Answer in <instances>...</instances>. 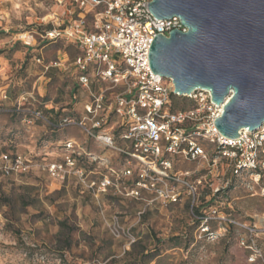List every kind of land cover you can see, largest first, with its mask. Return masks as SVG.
<instances>
[{
  "label": "built area",
  "instance_id": "built-area-1",
  "mask_svg": "<svg viewBox=\"0 0 264 264\" xmlns=\"http://www.w3.org/2000/svg\"><path fill=\"white\" fill-rule=\"evenodd\" d=\"M3 1L16 0H0V30L9 32L4 23L10 13L3 9ZM51 1L59 9H71L63 14L54 10L39 19L36 28L18 34L16 40L29 48L38 46V41H65L80 51L71 66L78 73L79 85L89 94L86 115L81 121L66 119L55 128L77 127L103 151L117 152L121 158L114 163L107 153H91L77 140L68 139L46 145L37 153V157H46L51 147L61 152L60 160L50 163L20 154L14 159L0 155L2 175L8 178L36 169L61 184L76 181L96 199L113 193L144 200L149 194L154 198L151 202L169 206L182 203L188 196L194 216L201 197L206 196L215 204L196 217L201 222L197 240L215 243L226 236L228 226L240 227L248 232L247 239L238 242L247 252L248 262L262 261L264 255L257 242L261 229L235 221L225 207L233 211L230 193L239 189L264 199V125L254 132L243 129L236 139L223 136L215 126L223 109L213 102L209 91L180 97L173 81L155 74L150 66L154 39L160 34L169 37L176 29L187 33L183 20L155 18L149 9L153 0H71L69 5L66 0ZM64 57L45 70L53 66L65 69L70 60L66 54ZM37 63L42 64V60L37 59ZM100 83H109L111 90L118 88V94L110 98L107 91H97ZM172 97L186 99L193 106L174 110ZM30 98L35 99L28 94L21 101ZM32 114L44 119L38 111ZM112 116L117 120L116 132L121 131V147L115 135L104 130ZM201 141L211 144L213 150L209 152ZM81 161L87 169L79 167ZM180 161L207 165L205 174L177 173L175 167ZM95 169L100 177L90 179ZM214 224L220 229L213 230Z\"/></svg>",
  "mask_w": 264,
  "mask_h": 264
},
{
  "label": "rangeland",
  "instance_id": "rangeland-1",
  "mask_svg": "<svg viewBox=\"0 0 264 264\" xmlns=\"http://www.w3.org/2000/svg\"><path fill=\"white\" fill-rule=\"evenodd\" d=\"M70 9H59L51 0H16L12 9L5 7L10 14L4 23L9 32L0 34V140L7 138L10 130L19 133L16 151L20 155L33 158L43 150V141L89 139L77 127L57 131L50 122V111L57 109L65 115L72 103L76 75L71 64L79 51L65 41H38L35 50L29 52L16 40L18 34L36 28L38 20L54 10L62 14ZM65 54L70 60L65 69L53 66L45 70V66L64 59ZM36 59H41L42 64ZM100 90L107 91L110 98L119 92L118 88L111 90L109 83L97 84V91ZM5 93L7 100H3ZM28 94L35 99L21 101ZM82 105H75L80 113ZM191 106L186 99L172 97L174 110ZM18 108L27 116L13 117V109ZM37 111L43 112L44 119L30 117ZM106 126V132L115 135L117 146L124 145L116 136V118L112 116ZM201 144L209 152L213 150L208 142ZM90 147L101 154V145L92 138ZM48 152L60 160L61 152L56 153L52 147ZM105 153L114 163L121 158L117 152ZM206 169L205 164L182 161L175 167L177 173L205 174ZM33 172L34 176L25 178H6L0 172V264H143L144 248L148 250L145 255L164 250L160 262L152 264H250L247 252L238 245L248 237V232L240 227L229 229L215 243L197 240L198 226L192 213V198L188 196L182 203L169 206L151 202L154 198L149 194L144 195V200L113 193L96 199L91 192L90 196L78 194L76 181L61 184L48 175L39 176L36 169ZM99 177L95 169L89 178ZM230 208L232 219L261 229L257 242L264 255V199L239 189L230 196ZM212 227L220 229L216 224ZM174 237H181L183 245L191 244L189 250L167 251V241ZM158 241L164 245H158ZM133 245L137 246L134 251ZM257 264H264V259Z\"/></svg>",
  "mask_w": 264,
  "mask_h": 264
},
{
  "label": "water",
  "instance_id": "water-1",
  "mask_svg": "<svg viewBox=\"0 0 264 264\" xmlns=\"http://www.w3.org/2000/svg\"><path fill=\"white\" fill-rule=\"evenodd\" d=\"M159 20L180 17L188 29L158 35L152 71L172 80L180 97L209 91L223 108L217 130L236 139L264 125V0H153Z\"/></svg>",
  "mask_w": 264,
  "mask_h": 264
},
{
  "label": "trees",
  "instance_id": "trees-1",
  "mask_svg": "<svg viewBox=\"0 0 264 264\" xmlns=\"http://www.w3.org/2000/svg\"><path fill=\"white\" fill-rule=\"evenodd\" d=\"M5 31H3V30H0V34H2V33H4ZM45 44H48V43H45ZM74 46V45H73ZM37 47V46H36ZM36 47H34V48H29V47H26V49L30 52V51H34L35 50V48ZM74 47H76V46H74ZM76 49L78 50V48L76 47ZM79 51V50H78ZM2 53H0V55H1ZM79 54H80V51H79ZM78 54V55H79ZM77 55V56H78ZM36 61H37V59H36ZM74 69V68H73ZM74 74L76 75V83H75V87H74V89L71 91V98H72V103L70 104V105H68V107H67V109L65 110V111H67V113L64 115V114H61L59 111H50V112H52V113H50L51 114V119H50V122H51V125H52V127L55 129V130H57V131H63L64 129H57V128H55V126H58V125H60L64 120H66V119H72V120H77V121H81L84 117H85V115H86V113H85V111H84V106H85V104H86V102L88 101V98H89V94L86 92V91H84L82 88H81V86L79 85V83H78V73H77V71H76V69H74ZM93 88H95L96 89V87L93 85ZM4 95H6L7 96V99H8V95L5 93ZM6 99V100H7ZM1 101L0 102H2V99H0ZM4 100V99H3ZM77 103H83V109H82V112L80 113V112H78V110L79 109H77V108H75V105L77 104ZM3 107V105H1L0 104V108H2ZM81 110V109H80ZM13 114H12V116L13 117H18V116H27V114H24V113H22L21 111L19 112V111H17V109H13ZM38 112H40V113H42V115H43V112L42 111H38ZM54 112H55V116L53 115L54 114ZM30 117H32V118H35V119H37L33 114L32 115H30ZM37 120H41V119H37ZM69 128H72V127H69ZM79 129V128H78ZM107 129V126L105 127V129L104 130H106ZM79 130H81V129H79ZM120 134H121V131H117L116 132V136L117 137H120ZM6 135H7V138H5V139H3L1 142V144H2V146H3V149H2V153L0 154V155H8L10 158H12V159H14L17 155H19V153L16 151V146H17V140H18V137H19V133H16V132H13V131H9L8 133H6ZM3 136H5V134L3 135ZM89 139H88V146H89V144H90V142H91V138L90 137H88ZM67 140V139H66ZM59 141H62V140H54V141H52V140H49V141H43V142H41L40 143V147H44V146H46V145H52V144H56L57 142H59ZM87 149L91 152V153H94L91 149H90V147H87ZM33 160H35V161H40V162H43V163H50V162H54L56 159L53 157V156H51V155H48V156H46V157H37V153H36V155H34L33 156V158H32ZM79 167L80 168H85V169H87L88 167L86 166V165H84V163H82V161L81 162H79ZM39 173V172H38ZM2 174V173H1ZM40 175L39 176H42V175H47V174H45V173H39ZM15 176V175H14ZM31 176H34V172L32 171V172H30V173H22V174H19L18 175V177H23V178H25V177H31ZM13 177V176H12ZM9 178V177H8ZM76 191H77V193L78 194H80V195H82V194H86V195H88V196H90L91 195V193L89 192V191H86L82 186H80V185H76V189H75ZM232 189H229V191H231ZM232 193H234V192H232ZM232 193H230V195L232 194ZM208 195V194H207ZM215 203H214V200L213 199H211V200H207L206 199V196H203V197H201V199H200V207L198 208V209H196L195 210V216H194V218H195V220H196V223H197V226H198V228H199V226H200V224H201V222H200V220L199 219H197L196 217H201V216H203V214H204V212L205 211H208V209L212 206V205H214ZM225 210H226V212L227 213H229L230 214V212H232V210H230L228 207H225ZM63 225V224H62ZM212 226H214V225H212ZM231 228H235L234 226H228L227 227V229L229 230V229H231ZM212 229H213V227H212ZM214 230V229H213ZM163 243L161 242V241H158V245H162ZM164 245V244H163ZM167 245H170L169 247H167V251H169V250H172V249H181V250H184V251H188L189 250V248H190V245L191 244H187V245H183V242H182V239H181V237H174L173 239H169L168 241H167ZM69 246H70V244H69ZM136 245H133V251L134 250H136ZM164 250H157V251H155L154 253H148L147 255H145L146 254V252H148V250L146 249V248H144V250H143V252H142V257L144 256V258H143V264H152V263H154V262H160V260L162 259V252H163Z\"/></svg>",
  "mask_w": 264,
  "mask_h": 264
},
{
  "label": "crops",
  "instance_id": "crops-1",
  "mask_svg": "<svg viewBox=\"0 0 264 264\" xmlns=\"http://www.w3.org/2000/svg\"><path fill=\"white\" fill-rule=\"evenodd\" d=\"M4 3H3V9L5 10V7L8 9V10H10V9H12V7H13V4H14V1H3ZM70 2H71V0H66V4L67 5H69L70 4ZM6 11V10H5ZM63 14V13H62ZM68 139H75V140H77L79 143L81 142L86 148L87 147H90V144H89V146H88V139H85V141H81V140H78L77 138H74V137H70V138H68ZM67 139V140H68ZM90 149H92L91 147H90ZM104 151L101 149V152L100 153H103ZM97 153V152H96Z\"/></svg>",
  "mask_w": 264,
  "mask_h": 264
},
{
  "label": "bare ground",
  "instance_id": "bare-ground-1",
  "mask_svg": "<svg viewBox=\"0 0 264 264\" xmlns=\"http://www.w3.org/2000/svg\"><path fill=\"white\" fill-rule=\"evenodd\" d=\"M219 108L223 109V107H222V106H221V107H219Z\"/></svg>",
  "mask_w": 264,
  "mask_h": 264
}]
</instances>
